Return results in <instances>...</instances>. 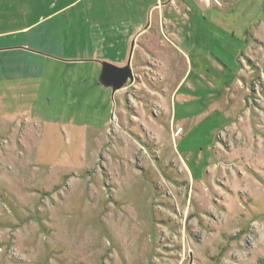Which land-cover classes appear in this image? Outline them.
I'll list each match as a JSON object with an SVG mask.
<instances>
[{"label": "rangeland", "instance_id": "rangeland-1", "mask_svg": "<svg viewBox=\"0 0 264 264\" xmlns=\"http://www.w3.org/2000/svg\"><path fill=\"white\" fill-rule=\"evenodd\" d=\"M79 1L38 71L0 82V264H264V0ZM146 3L175 39L113 93L79 17Z\"/></svg>", "mask_w": 264, "mask_h": 264}, {"label": "crops", "instance_id": "crops-1", "mask_svg": "<svg viewBox=\"0 0 264 264\" xmlns=\"http://www.w3.org/2000/svg\"><path fill=\"white\" fill-rule=\"evenodd\" d=\"M76 1L66 2L57 9H54V4L51 6L52 11L40 14L36 20H32L31 12H29V15L28 13H23L27 7L30 8L29 0H0V82L13 81L18 76L23 77L27 71L30 76L34 70L38 71L37 68L41 65L40 62L49 57L45 53L47 48H51L53 45L52 19L60 16L62 28V13L75 6L76 4L74 3ZM137 1L135 0V2ZM139 3L141 4V2ZM163 8L164 4L162 3H146L144 9L142 6L135 7V11L137 12L135 16L133 14H126L116 17L114 22L112 20L103 22L92 21L91 19L88 22L86 16L83 18L80 16L79 19L82 20L80 23L82 27L86 26L87 28V31L84 32L95 38V44L101 45V50L115 52V59H104L114 63L116 66H123L127 61H130L132 68L134 67V59L136 58L135 64L139 68L143 69L150 65L152 67V75H154L156 72L155 68H157L156 61L152 62L148 59L150 51L157 45L155 36L157 34L161 36L168 35V38L172 40V38L175 39L177 30V26L170 17L165 19ZM154 10H157V13H154ZM117 26L120 27L119 32ZM115 30H117V36L114 37ZM66 31L67 36L73 34L82 35L84 33L83 30H78L76 34L69 33L68 30ZM118 36L119 39L117 38ZM116 43H118L117 46ZM38 46L40 47V51L37 49ZM129 48V57H127L126 52H128ZM41 49H43V52ZM119 52L121 53L119 54ZM152 59L155 60V57L152 56ZM133 72L136 76L133 83L139 80L140 77L147 79L145 76L147 74L144 71L142 72V76L138 73L139 71L135 72L133 70ZM116 91L112 92L115 93ZM124 93L126 96L127 91ZM126 98H129V96Z\"/></svg>", "mask_w": 264, "mask_h": 264}, {"label": "water", "instance_id": "water-1", "mask_svg": "<svg viewBox=\"0 0 264 264\" xmlns=\"http://www.w3.org/2000/svg\"><path fill=\"white\" fill-rule=\"evenodd\" d=\"M135 74L130 66V61L123 66H116L103 62L99 74V81L102 85L110 87L112 91L121 89L128 81H132Z\"/></svg>", "mask_w": 264, "mask_h": 264}]
</instances>
